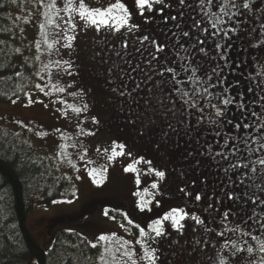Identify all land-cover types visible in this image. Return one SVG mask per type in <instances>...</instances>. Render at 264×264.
<instances>
[{
  "label": "snow or ice",
  "instance_id": "obj_1",
  "mask_svg": "<svg viewBox=\"0 0 264 264\" xmlns=\"http://www.w3.org/2000/svg\"><path fill=\"white\" fill-rule=\"evenodd\" d=\"M12 2L15 3L16 0H12ZM36 2L46 9L42 13L44 22L39 24L42 41L36 42L37 49H40L41 43L46 44L48 49H53L54 45L60 42V39L67 40V43H64L62 47L71 49L73 47L72 42L76 39V36L69 34V31L75 33L78 27L76 18L83 22L82 26L84 28H91L97 32L107 30L110 34L113 32L123 34V30L124 32L134 34L140 29L139 24L130 23L132 13L121 0H115V2L110 3L107 7L95 8L88 6L86 0H64L62 8L57 7V0H36ZM134 4L139 16L144 18L145 23H150L152 20V17L146 16L145 12L152 13L155 10L154 6H161L159 8L161 13H163L164 8L171 7V4L166 3V0H134ZM261 4H264V0H261ZM261 4H254L253 0H239V2L238 0H198V2H195V0H177V7L181 10H178L177 15L165 17L164 22L167 23L168 19H171L176 22L174 27L179 29V31L172 33L175 41L172 46L176 57L173 65L178 62L179 70L176 66H170L167 59L164 62L159 60L157 53H164L166 45L158 43L149 35H143L139 38L138 43L140 48L137 49V51H143L149 46L154 49L153 52L149 53L150 58L148 59L147 67L141 69L138 64L132 70H139L145 73L141 83L146 81L151 82V86L147 88V95L144 97L145 111L151 112L153 117L159 116L165 120L170 132L178 134L177 124L185 126L186 135L199 131L204 127L214 130L213 134L217 137L215 143L205 141V145H202V147H206V152L197 150L194 153L193 151H188L185 159L192 158L194 155L209 158L219 168H222L229 185L233 183L231 173H237L239 186L243 187L245 191L242 195L229 192L227 193V198L238 205L240 201H243L245 205L261 206L259 212L256 211L255 207L251 209V215H248L244 224L247 225L248 221H252L264 231V197H261L256 191H249L258 189L260 193H264V104L259 103V101H264V63L253 57L260 69L256 72L254 78H249L248 86V92L253 93L251 103L259 104V110H255L244 103L243 92L239 94V102L236 101V97L225 95L229 92V87H224L226 77L222 73L224 67L227 65L226 52L231 47V44L225 45L221 42L223 40L230 41L233 36L239 38L238 34L244 31L241 27L244 21L240 18L253 10L260 12L261 16L264 17V8L261 7ZM184 8L198 11V18L196 16L190 17L192 22L188 30H185L181 23V19L185 16L184 11H182ZM213 9H218V11H214ZM61 12L68 15L67 20L60 15ZM178 17L181 19H178ZM57 19L63 21V24L58 23ZM229 23L231 27H225ZM259 26L261 34L264 35V22H261ZM48 27L59 30L56 33L59 39L49 43ZM255 31L256 29L252 28L248 32V35L251 36ZM184 38H188V40L185 41ZM214 38L216 41L214 45L215 51L219 60H224L225 64L221 65L217 62L214 67L205 68L203 61L212 59L209 57L205 45ZM185 44H187V47H185ZM261 46H264V39H261L259 44L253 43L251 45L253 48ZM123 47H128L127 42H124ZM16 51L18 52L19 49ZM198 57H202L203 59H198ZM36 59L39 60V56ZM55 63L59 65L61 62L56 61ZM63 64L68 65L69 68L72 66L69 61H63ZM181 73H183V77H181ZM37 74L39 75V73ZM17 75L20 74L17 73ZM253 80H258V82L253 84ZM233 86H239V81ZM53 87H56V90L59 92L65 90L56 85H53ZM140 87L141 84L136 85L137 89ZM218 87L221 88V91H214ZM36 88L44 91V88L40 84H36ZM113 91L117 90L113 89ZM72 95H76V93H72ZM81 95H84V93L81 92ZM120 95L123 96L124 92L121 91ZM256 96L259 97V100L255 99ZM32 102L29 100V103ZM233 104H235L236 110L242 114L241 119L235 123L232 119L227 118L229 106ZM69 107L72 106L69 105ZM88 108L89 105L85 103L82 108L75 107L73 111L79 114L87 112ZM246 108L248 111H246ZM185 112H187V116H184ZM169 115L172 117L180 116L182 119L176 121L174 124L168 119ZM249 116L254 118L251 122L248 121ZM189 117H194V123L188 119ZM92 122L98 123L96 117H92ZM131 122L134 123L135 121ZM227 126L232 127L231 132L224 131ZM56 131L59 132L60 130L56 129ZM37 134L41 136L47 135V133ZM88 134L94 135V133ZM168 137L169 131H164L161 137V144H166ZM161 144H158L157 148L161 147ZM177 146L179 147V145ZM117 147L122 150L125 148V145H117L116 142H113L111 155L108 156L109 160H113L117 155L124 154L122 151L117 153ZM217 147L219 151L215 150ZM97 151H100V149H97ZM103 151L107 153L109 149H104ZM256 153H261V155L253 159ZM127 155L131 156V153L129 152ZM80 159L84 160V156H81ZM141 162L146 164L152 163L140 157L132 164H129L125 168V171L135 172L136 168L134 165ZM87 163H92V161H87ZM224 163H227V167L223 166ZM193 166L199 169L200 160L196 159ZM148 171L154 172L160 181L166 179L167 174L163 170L149 168ZM96 182L99 183L98 180ZM136 182L137 184L140 183L139 177H137ZM203 182L206 183V180ZM151 188L158 189L159 184L154 182ZM179 191L185 197L192 196V193L187 188H180ZM144 192L151 195L152 199L145 200L144 196L140 193H135L140 197L137 207L141 212L146 210L150 212L152 210L150 205L155 200V195L148 193V189H144ZM213 196H215V193H213ZM201 200L202 194L197 192L194 196V201L200 202ZM156 205L159 206V201H156ZM213 211L219 213V209L210 203L205 208V212L211 213ZM104 215L107 216L109 213L105 211ZM123 215L127 224L138 230V236L134 243L135 245H139L141 249V253L138 254L132 241H122L117 251L120 252L121 257L127 258L124 264H138V261L144 262V264H157L160 256L158 255V248L153 245L159 244L162 239L170 235L166 222L172 231L183 235L185 224L182 221L186 219L194 221L195 225L200 227L204 236L202 241L196 239L194 241L195 245H200L201 243L211 244L213 248H217L219 241L211 238L214 234L215 237L223 241L219 243L218 251L222 252L224 249L231 247V256L226 255L225 258L220 260V264H256V259L253 257L254 248L249 244V241H243L246 247H241L237 239H233L228 235L229 232L233 233V235L243 232V235L250 237L253 241H257L258 252L264 253V240H261L251 232L243 231L239 223L234 224L232 227L228 226L232 223L231 217L237 215L236 212L231 210L220 214L219 224L221 227L219 230L211 227L195 213L190 215L185 207H173L165 212L163 216L151 220L147 225V230L139 223H135L132 219H129L127 214ZM213 222L215 223V221ZM120 227L124 228V225L121 224ZM125 231H129V229H125ZM193 231H196L195 227ZM97 239L98 241H105L109 238L101 235ZM90 246L91 248H96L97 244L90 242ZM105 251H108V249H105ZM245 252L247 256L243 255ZM101 259H103V256ZM259 264H264V255L259 256Z\"/></svg>",
  "mask_w": 264,
  "mask_h": 264
},
{
  "label": "rangeland",
  "instance_id": "obj_2",
  "mask_svg": "<svg viewBox=\"0 0 264 264\" xmlns=\"http://www.w3.org/2000/svg\"><path fill=\"white\" fill-rule=\"evenodd\" d=\"M113 2L115 0H86L88 6L93 8L107 7ZM121 2L125 3L126 0ZM128 2L132 9L131 20L137 15L141 17L135 8L134 0ZM63 3L64 0H57V7L62 8ZM166 3L175 7L177 0H166ZM37 5L36 8H30L24 2L20 9L11 10L10 14L13 16L17 34L16 50L19 49L18 52L25 56L30 48H34L36 57L39 56V60L36 59L39 75L35 86L40 84L44 91L35 88L28 90L23 100L20 98L11 102L0 100V126L13 131L26 129L30 142L39 155L55 161L60 171L72 179L74 193L71 199L54 200L55 202L49 203L42 202L37 196L27 215L26 227L44 250L52 247L54 235L58 230L76 231L85 236L89 243L98 241L94 235H104L109 239L99 241L101 252L97 264H105V262L124 264L127 258L121 257L120 252L117 251L122 241H132L136 252L139 254L140 250L141 253L139 245L134 243L136 237L126 234L125 229L120 227L123 224L129 228L130 225L125 219L113 221L110 217H105L100 213L103 210L102 206L97 207L88 216L97 221V224H91L89 228L82 223V218L68 220L64 217L75 215L85 203L95 197L107 196L113 189L121 192L125 202L139 211L137 204L140 197L135 193H140L145 200L152 199V196L146 194L144 189H148V193L154 195L156 193V189L150 188L151 186H147L143 181L137 184L136 179L140 176L139 163L134 165L135 172L125 171V168L138 158V143L126 136L128 135L126 130L123 132L121 121L124 120L123 116L126 112L120 104L123 97L120 95L121 90L117 86L115 88L107 84L118 78L124 70L123 60L126 54L124 42L131 43L132 47L128 48V54L131 55L134 53L135 39L130 33L125 34L123 30V34L115 32L110 34L107 30L97 32L91 28H84L83 22L76 18L78 27L75 33L69 31V34L76 36L71 49L62 47L67 43L64 39H60L53 49H48L43 43L40 49H37L36 42L42 41L39 24L44 22L42 13L46 11L38 3ZM60 15L65 20L68 19L66 13L61 12ZM57 22L63 24L59 19ZM47 31L49 43L59 39L56 35L58 29L48 27ZM56 61L61 63L57 65ZM63 61H69L72 66L69 68L68 65L63 64ZM149 84L151 85V82ZM53 85L65 90L59 92ZM113 89L117 91L114 92ZM81 92L84 95H81ZM29 100L33 102L29 103ZM85 103L89 105L87 112L78 114L73 111V108H82ZM92 117H96L98 123H93ZM155 123L147 121L145 124L140 120L135 121L138 127L146 129H150ZM56 129L60 131L57 132ZM37 133H47V135L41 136ZM113 142L117 145H125L122 150L119 147L116 149L117 153L122 151L124 154L109 160ZM104 149L109 151L105 153ZM129 152L131 156L127 155ZM81 156H84V160L80 159ZM97 180L99 183L96 182ZM156 201L150 205L152 210L157 208ZM56 217H63V221L50 226V221ZM178 252L182 253L181 250ZM28 264H37V261L31 259ZM138 264L143 263L138 261Z\"/></svg>",
  "mask_w": 264,
  "mask_h": 264
},
{
  "label": "flooded vegetation",
  "instance_id": "obj_3",
  "mask_svg": "<svg viewBox=\"0 0 264 264\" xmlns=\"http://www.w3.org/2000/svg\"><path fill=\"white\" fill-rule=\"evenodd\" d=\"M195 2H198V0H195ZM253 3L261 4V0H253ZM125 4L127 6L129 5V11H132L128 0H126ZM160 7L161 6H154L155 10L152 13L145 12L146 16L152 17L150 23H145L144 18L138 17V15L130 21V23L140 25V29L136 33L130 34L135 39L133 47L134 53L131 55L128 54V48L132 47L131 43L128 41V47L124 50L126 53L123 60L124 70L121 71L118 78L115 80L112 79V84L110 82L107 83L115 88L117 86L124 92L120 103L123 106V111L126 112L123 116L124 120L121 121V125L124 127L123 132L126 130L128 134L126 136L133 138L134 142L138 143L137 160L143 157L144 160L152 162L148 164V166L146 163H139V180L143 181L147 186H151L154 182L159 184V188L156 189L155 193V200L159 201V207L156 206L157 208L155 207L156 209L150 212H141L126 203L121 192L113 189L107 196L95 197L85 203L75 215H66L64 218L68 220L82 218V223L86 224L85 226L88 225L89 228L91 224H97V221L88 216L91 215L97 207L102 206L103 210H101L100 213L104 214L105 211H107L109 213L107 216L110 217L111 220L113 217V221L124 219L122 218L124 216L123 214H127L129 219H135L133 220L135 223H139L147 230V225L151 220L163 216L165 212L173 207H185L190 215L195 213L204 219L211 227L219 230L221 227L219 224L220 214L224 211L231 210L236 212L237 215L231 217L232 223L228 225L229 227L239 223L243 231L251 232L261 240H264V231H262L257 224L252 221H248L247 225L244 224L248 215H251V209L255 207L256 211L259 212L261 206L245 205L243 201H240L238 205L227 198V193L229 192L242 195L245 191L243 187L239 186L237 173H231L233 176V183L229 185L228 179L222 168H219L209 158L194 155L192 158L185 159L188 151H193L194 153L197 150L206 152V147H202V145H205V141L213 144L215 143L217 137L213 134L214 130L209 127H204L199 131H194L186 135L185 126L177 124L178 134L172 133L167 128V122L165 120L159 116L153 117L152 113L149 114L145 111L144 97L147 95V88L151 85L149 81L141 83L144 79V73L139 70L133 71L132 69L138 64L141 69H144L148 62L147 58L149 57V53L153 52L154 49L149 46L146 50L137 51V49L140 48L138 43L139 38L143 35H149L158 43L166 45L164 53H157L159 60L164 62L165 59H167L170 66H176L179 70L178 62L173 65V61L176 57L175 50L172 46L175 42L172 33L179 31V29L174 27L176 22L168 19L167 23H165L164 18L177 15L178 10L181 9H178L176 5L175 7L164 8L163 13H161L159 11ZM261 7L264 8V4H261ZM213 10L218 11V9ZM182 11H184L185 16L182 19L178 17V19H181L184 29L188 30L192 22L190 17L196 16L198 18V11H193V9L190 8H184ZM134 16H136V14ZM240 19L244 21L241 25L244 31L238 34L239 38L233 36L230 41H221L225 45L231 44V47L228 48L226 52L227 65L224 67L222 73V75L226 77L224 87H229V92L225 95L236 97V101L239 102V94L243 92L244 103L250 106L251 109L259 110V104L251 103L253 100V93L248 92V86L249 78H254L256 72L260 70L253 57H256L261 63H264V46L259 48L251 47L253 43L259 44V41L264 39V35L261 34L259 26L261 22H264V17L261 16L260 12L253 10ZM225 27H231V24H226ZM252 28H255L256 31L249 36L248 32ZM125 34L128 33L125 32ZM184 40L187 41L188 38H184ZM215 42L214 38L205 45L209 57L212 58L203 61L205 68L214 67L217 62L221 65L225 64L224 60H219L214 47ZM185 47H187V44H185ZM198 59L203 58L198 57ZM145 61L147 62L145 63ZM181 77H183V73H181ZM237 81H239V86H233ZM252 82L254 84L258 82V80H253ZM137 84H141L139 89L136 88ZM214 91H221V88L218 87L214 89ZM255 99L259 100V97L256 96ZM259 103L264 104V101H259ZM246 111H248L247 108ZM241 115V112L236 110L235 104L229 106V112L227 114L228 119H232L235 123L241 119ZM184 116H187V112L184 113ZM168 119L175 124L176 121L182 119V117H172L169 115ZM188 119L194 123V117H189ZM253 119V117L249 116L248 121L251 122ZM139 120L143 121L145 124L147 121L156 123L153 124L150 129H146L145 127H138L135 122H131H138ZM132 129L133 133L131 134ZM164 131H169V137L166 144H161V137ZM224 131L231 132L232 127L227 126ZM158 144H161V147L157 148ZM177 145H179V147ZM254 146L258 147L256 145ZM215 150L219 151V148L217 147ZM245 155H247V153H245ZM259 155H261V153H256L253 159ZM196 159L200 160L199 169L193 166ZM223 166L227 167V163H224ZM149 168L165 171L167 174L166 179L160 181L159 178L155 176L154 172L148 171ZM205 180L206 183L203 182ZM193 182L195 183L193 184ZM180 188H187V190L192 193V196L185 197L184 194L179 191ZM249 191H256L257 194L264 197V193H260L258 189ZM197 192L202 194V200L200 202L194 201V196ZM213 193H215V196H213ZM155 200L153 201L155 202ZM210 203L213 204L215 208L219 209V213L215 211L211 213L205 212V208ZM241 208H243V210H241ZM253 219H255V217H253ZM97 220L99 221V218ZM213 221H215V223ZM182 223L185 224V229L183 235H180L172 231L166 222V227H168L170 235L162 239L159 244L153 245L158 248V255L160 256V260L157 264H220V260L225 258L226 255L231 256V247L224 249L222 252L218 251L219 243L223 241L215 237L214 234L211 238L219 241L217 248H213L211 244L201 243L200 245H195L194 241L196 239H200L201 241L204 239L200 227L195 225L194 221L188 219L182 221ZM194 227L196 231H193ZM124 229H129V231H125L126 234L137 238V229L132 226H129V228L124 226ZM228 235L233 239H237L241 247H246L243 241L248 240L249 244L254 248L253 257L256 259V264H259V256L264 255V253L258 252L257 241H253L250 237L243 235V232L236 235L229 232ZM94 237L98 238L99 236L94 235ZM178 250H181L182 253L179 254ZM243 255L247 256V253L245 252ZM142 263L144 264V262Z\"/></svg>",
  "mask_w": 264,
  "mask_h": 264
},
{
  "label": "trees",
  "instance_id": "obj_4",
  "mask_svg": "<svg viewBox=\"0 0 264 264\" xmlns=\"http://www.w3.org/2000/svg\"><path fill=\"white\" fill-rule=\"evenodd\" d=\"M36 0H0V100L24 99L36 88V50L23 56L16 51L17 34L11 10ZM19 73L20 75H17ZM74 185L52 159L44 158L32 146L26 129L13 131L0 126V264H97L101 246L91 248L87 238L76 231L58 230L52 247L44 250L26 227L35 198L49 203L71 199ZM63 217L50 221V226ZM49 226V227H50Z\"/></svg>",
  "mask_w": 264,
  "mask_h": 264
}]
</instances>
